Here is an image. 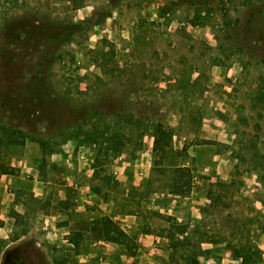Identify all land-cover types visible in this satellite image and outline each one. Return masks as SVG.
<instances>
[{"label":"rangeland","instance_id":"obj_1","mask_svg":"<svg viewBox=\"0 0 264 264\" xmlns=\"http://www.w3.org/2000/svg\"><path fill=\"white\" fill-rule=\"evenodd\" d=\"M104 216L133 264H264V0H0V264Z\"/></svg>","mask_w":264,"mask_h":264},{"label":"crops","instance_id":"obj_2","mask_svg":"<svg viewBox=\"0 0 264 264\" xmlns=\"http://www.w3.org/2000/svg\"><path fill=\"white\" fill-rule=\"evenodd\" d=\"M10 192V190L8 191ZM89 222L84 218L82 221L69 219L64 222L62 230L55 233L52 238L47 239L46 237L41 238L36 235L32 236L30 234L22 235L21 237L15 238L9 243L17 242L24 237L28 243L27 251H34L39 249L47 251L44 247L45 245L40 243V241H49L57 249L52 251L54 257H63L62 262L57 260H51V264H133V255L122 257L119 253V243L107 241L103 239V230L100 226H97L95 234L89 229ZM70 231H78L81 235L78 238H73V236L67 235ZM126 232V230H125ZM85 234H89L86 238ZM94 236L95 239H91ZM40 237V239H39ZM46 238V239H45ZM156 236L152 234H143L138 238V242L141 245V256L137 264H161V259H157L156 253H162L156 247ZM20 252V251H19ZM22 253V252H21ZM28 255V254H27ZM17 256L12 255L7 264H39L36 261H32V258H28L27 261L21 260V258H16ZM74 257L75 260L70 261L66 258ZM55 259V258H54Z\"/></svg>","mask_w":264,"mask_h":264},{"label":"trees","instance_id":"obj_3","mask_svg":"<svg viewBox=\"0 0 264 264\" xmlns=\"http://www.w3.org/2000/svg\"><path fill=\"white\" fill-rule=\"evenodd\" d=\"M92 15H94V13ZM90 18L92 19V17ZM152 131L154 135V140H153L154 151L162 150L163 148L168 147L170 145L171 134L169 132V129L166 128L162 123L155 122ZM119 145H121L120 142ZM111 147L114 148L116 151V146L111 145ZM115 155H118V152H116ZM2 173H8V171L6 169H3ZM102 230H103L104 240L116 242L123 245H128V242H131L132 238L117 224V222H115L108 216L102 217ZM73 235L79 236L81 235V233L78 231H74ZM254 255L257 254L254 253ZM240 257L242 258L243 264L253 263L256 262L258 259L257 256L256 258L253 257V254L249 256L240 255Z\"/></svg>","mask_w":264,"mask_h":264}]
</instances>
